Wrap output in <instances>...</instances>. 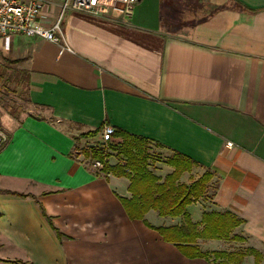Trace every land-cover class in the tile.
<instances>
[{
	"label": "crops",
	"instance_id": "obj_1",
	"mask_svg": "<svg viewBox=\"0 0 264 264\" xmlns=\"http://www.w3.org/2000/svg\"><path fill=\"white\" fill-rule=\"evenodd\" d=\"M175 1L138 0L117 15L61 13L63 0H42L38 22L50 27L61 14V43L72 51L21 34L0 46L24 74L27 102L19 115L0 116L8 135L0 264H212L130 219L119 200L131 196L129 178L79 158L107 124L148 139L146 166L160 179L174 170V154L191 161L178 182L208 171L205 192L186 206L190 219L198 230L204 212L229 211L242 222L229 238H197V246L252 248L264 264V0H195L191 18H182L189 3L176 10ZM164 12L178 24L168 28ZM144 218L154 227L183 223L153 209ZM241 264H255L254 255Z\"/></svg>",
	"mask_w": 264,
	"mask_h": 264
},
{
	"label": "trees",
	"instance_id": "obj_2",
	"mask_svg": "<svg viewBox=\"0 0 264 264\" xmlns=\"http://www.w3.org/2000/svg\"><path fill=\"white\" fill-rule=\"evenodd\" d=\"M99 130V128L90 130L80 136L92 138ZM114 135L120 136L122 140L108 143L112 152H105L102 143L96 139L85 144L81 148V153L86 158L101 160L104 173L129 178L128 191L131 196L119 197V200L130 219L142 220L146 226L158 231L164 241L172 243L187 258H203L212 264H241L246 254H253L255 264H260L261 254L252 248L245 251L227 252L224 250L202 251L197 246V238H229L230 231L242 222V219L229 211L204 212L201 218L202 227L198 230L197 224L190 219L186 206L205 192L206 184L211 177L208 171L189 184L180 183L178 182L179 176L182 171L191 167V161L184 155L174 154L167 161L174 167V170L160 179L146 166L148 139L118 130ZM112 155L116 157L122 155L125 159L124 163L118 161L115 164H109L107 159ZM149 209L163 216L182 215L183 223L154 227L144 218ZM232 238L244 239L237 235H233Z\"/></svg>",
	"mask_w": 264,
	"mask_h": 264
},
{
	"label": "built area",
	"instance_id": "obj_3",
	"mask_svg": "<svg viewBox=\"0 0 264 264\" xmlns=\"http://www.w3.org/2000/svg\"><path fill=\"white\" fill-rule=\"evenodd\" d=\"M138 0H63L61 13L66 10H77L92 14L113 13L126 15L131 6ZM42 0H0V46L8 48L14 35L37 36L51 42L60 44V50L72 51V48L62 42L59 19L50 26L45 27L38 22L42 8ZM115 129L112 125H104L100 130L99 142L102 143L105 152H112L108 143L116 142ZM8 140V135L0 124V149ZM88 144V143H87ZM229 145L231 143H228ZM79 158L94 170L102 171L103 162L99 159L84 157L79 149Z\"/></svg>",
	"mask_w": 264,
	"mask_h": 264
},
{
	"label": "rangeland",
	"instance_id": "obj_4",
	"mask_svg": "<svg viewBox=\"0 0 264 264\" xmlns=\"http://www.w3.org/2000/svg\"><path fill=\"white\" fill-rule=\"evenodd\" d=\"M187 2L189 3V8H185L186 10L183 11L182 18H191L193 9L198 4L195 0H176L173 4L177 10L180 8L183 9ZM163 15V22L168 28H172L178 24L179 19H175L174 21L168 19L166 12ZM26 103L24 74L20 71L19 65L13 59L0 51V116L6 114L10 116L19 115L20 112L25 110ZM152 222L155 223L153 220Z\"/></svg>",
	"mask_w": 264,
	"mask_h": 264
}]
</instances>
